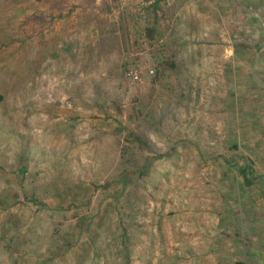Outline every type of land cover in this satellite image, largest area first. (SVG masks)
<instances>
[{"label":"rangeland","instance_id":"1","mask_svg":"<svg viewBox=\"0 0 264 264\" xmlns=\"http://www.w3.org/2000/svg\"><path fill=\"white\" fill-rule=\"evenodd\" d=\"M0 264H264V0H0Z\"/></svg>","mask_w":264,"mask_h":264},{"label":"trees","instance_id":"2","mask_svg":"<svg viewBox=\"0 0 264 264\" xmlns=\"http://www.w3.org/2000/svg\"><path fill=\"white\" fill-rule=\"evenodd\" d=\"M134 140L139 142V139L136 137H134ZM139 144L142 145V143H140V142H139ZM233 165L235 168H237V172H238L239 176L242 178L243 184L247 187L251 186L252 181H250V180H251L252 175H253L252 163L248 160H246V161L244 160L242 166H240L238 162H235ZM20 170H21V174H23L24 168L21 167ZM122 233H123L122 235L125 236V230Z\"/></svg>","mask_w":264,"mask_h":264},{"label":"built area","instance_id":"3","mask_svg":"<svg viewBox=\"0 0 264 264\" xmlns=\"http://www.w3.org/2000/svg\"><path fill=\"white\" fill-rule=\"evenodd\" d=\"M110 4H114L116 6L124 5L128 0H106ZM150 74H153V71H149ZM143 76V71L141 68H129L127 72V77L131 80L132 83H138L141 81Z\"/></svg>","mask_w":264,"mask_h":264}]
</instances>
